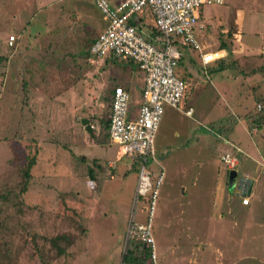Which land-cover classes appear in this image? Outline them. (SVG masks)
<instances>
[{
	"label": "rangeland",
	"instance_id": "1",
	"mask_svg": "<svg viewBox=\"0 0 264 264\" xmlns=\"http://www.w3.org/2000/svg\"><path fill=\"white\" fill-rule=\"evenodd\" d=\"M202 11L198 31L204 50L229 40L231 52L222 69L217 64L198 69L196 51L186 64L193 78L182 106L201 111L193 119L204 121L210 134L199 153L205 162L200 168L187 163L164 168L151 230L157 260L264 264V162L261 168L255 161L257 152L264 154V123L248 127L254 113L264 116V52L238 46L243 39L260 49L262 34L250 32L246 18L264 13V0H222ZM139 19L149 25L151 13ZM103 25L93 0H0V38L14 37L0 47V264H120L132 212L134 220L143 219L136 214L141 204L132 201L137 162L120 155L100 125L109 114L112 86L123 84L117 75L128 74L121 62L88 60L89 38ZM247 33L254 36L251 42ZM179 120L164 111L155 146ZM245 133L251 159L239 155L228 184L220 155L231 151L230 143L222 151L216 147L223 138ZM23 144L27 155H35L26 178ZM246 172L258 177L245 205L235 187ZM54 236L61 254L50 241Z\"/></svg>",
	"mask_w": 264,
	"mask_h": 264
},
{
	"label": "built area",
	"instance_id": "2",
	"mask_svg": "<svg viewBox=\"0 0 264 264\" xmlns=\"http://www.w3.org/2000/svg\"><path fill=\"white\" fill-rule=\"evenodd\" d=\"M222 0H93L95 9L105 22L88 48V60L98 61L113 57L132 62L141 71L143 86L135 114L129 111V95L116 84L110 94L107 135L112 144L122 150L120 155L138 156L140 162L133 189V206L141 204V221L134 220L132 212L125 228V246L135 243L146 250L145 264H158L155 241L152 235V218L158 189L163 178L161 169L154 171L148 161L154 158L153 137L164 104L190 116L192 109L182 102L187 82L177 73L181 55L178 44L195 50L201 67L224 56L223 48L204 50L197 36L202 27L199 15L206 5H219ZM151 13V23H142L139 17ZM138 20L142 29L130 20ZM14 37L7 36L10 45ZM260 108V105H256ZM220 155L224 166L230 170L237 163V153ZM227 170V171H228ZM247 204L246 197L241 198ZM120 264H129L120 261Z\"/></svg>",
	"mask_w": 264,
	"mask_h": 264
},
{
	"label": "crops",
	"instance_id": "3",
	"mask_svg": "<svg viewBox=\"0 0 264 264\" xmlns=\"http://www.w3.org/2000/svg\"><path fill=\"white\" fill-rule=\"evenodd\" d=\"M238 11H241V10H237V12ZM202 16L203 17L206 16L203 11H202V14L200 15V18H202ZM236 16H238V14H236ZM101 21H103V20L101 19ZM246 21H247L248 28H249L250 32H251V30H254V31L260 32L262 34V36H261L262 42L258 43V46H260V49H258L256 47L253 49V45H247L245 42H243V39H242V41H239L240 37L238 39V41H239L238 46H240L242 49H244L246 47L251 48L250 49L251 53H254L252 50H256V51L259 50V51L264 52V13H259L258 11H253V13L251 15L247 16ZM103 27H104V25H103ZM103 27L99 31H97V34H98V32H100L103 29ZM200 32L201 31L197 32L198 38H199ZM247 35H248V38L251 42V39L254 38V36L252 34H249V33H247ZM95 36L90 37L89 41L91 42L95 38ZM233 36L236 37L237 34L233 33ZM1 46L2 47H4V46L8 47L9 46L7 43L6 37L0 38V47ZM0 51H2L1 48H0ZM4 51L6 53L8 51V48ZM230 51H231V49H230ZM224 56H225V53H224ZM194 57H195L196 63L199 64L198 63V57H196L195 55H194ZM99 61L107 62V63L118 61V62H121L122 65H124L127 68L128 74L125 76H122L119 74V75H117L116 79L123 81V84H122L123 86L122 85L121 86L124 88V90L129 95V111H130L131 115H134L136 108L140 102V91H141L142 86H143V76H142L141 71H139L133 63H131V62L129 63V61L120 60V59L113 58V57H105L104 59H101ZM212 65H213V63H210L206 66L207 67L209 66V68H210ZM206 66H205V71H207L209 69V68L206 69ZM210 70H212V67L210 68ZM194 73L196 75L197 72L195 71ZM210 75L211 74H209V77H210ZM188 86H189V84L187 82V88H188ZM184 100H185V97H184L183 101ZM184 107H185V102H184ZM186 107H190L192 109V113L190 116H186V115L182 114L181 112L177 111L176 109H174V108H172L166 104H164L162 107V114L166 110L173 111V114L175 116H177L180 120L177 122V124L174 123L171 126L170 131H169L166 139H163L164 141L165 140L168 141L167 145H164L165 144L164 141L159 145H156V146L154 145L155 133L158 129L159 123H158L157 129L154 133L153 148H154V158L155 159L152 161V163L155 165L156 171L159 169H161L163 171V178H162L160 187H162L164 180H165L164 176L166 173V169H164V168H170L172 165L174 166L175 164L180 166V168H181V166L182 167L184 166V163L185 164L187 163L189 168H193L194 166H197V168H200L201 163L203 162V161H201V157H200L199 153L201 150H203L202 149L203 143H204V141H206V137H207V134L209 133V130L207 129V127H204V128L202 127V125H204L203 123H205L204 121H202V120L198 121L195 118L193 119L194 113H197L198 117L201 118V116L203 115L201 113V111H199V112L195 111V107L190 105V104H188ZM161 117H162V115H161ZM161 117H160V120H161ZM190 119H193V120L191 121ZM160 120H159V122H160ZM213 135L217 136V134L215 132ZM245 137H247L246 133L243 135L232 134V138L229 140L223 138L222 140L224 143L218 142L217 147L215 146L216 150L222 151L223 149H222L221 145L225 146L228 144L227 142H229L230 143L229 147L231 150L233 148H238L240 150V152L237 153V163H238L239 155H244V156L251 159V153H250L251 146H249V145L245 146L243 143V140L245 139ZM248 138H251V136H248ZM129 158H131V157H129ZM263 158H264V154L262 156L259 152H257L256 159H258V160H255V161H258L257 163H259V165L256 162H255V165H258L259 167H261L259 161L264 162ZM203 163H205V162H203ZM235 166H234V168H235ZM223 167L226 168L225 166H223ZM201 168H206V167L202 166ZM241 176L246 178L245 180H250V184L248 181L242 182L239 187L238 186L235 187V193L236 194L239 193L241 195V197H243V196L246 197V196H249L252 191H254L255 185H256L255 178H257L258 175L252 177L249 172H246V173H243ZM226 182H227V179H226ZM249 186H250V188L247 191V188ZM158 206H159V201L157 199L154 210H157ZM140 213H142V212L139 208V210L137 211L136 214L140 215Z\"/></svg>",
	"mask_w": 264,
	"mask_h": 264
},
{
	"label": "trees",
	"instance_id": "4",
	"mask_svg": "<svg viewBox=\"0 0 264 264\" xmlns=\"http://www.w3.org/2000/svg\"><path fill=\"white\" fill-rule=\"evenodd\" d=\"M200 16V15H199ZM141 20V19H140ZM130 22L131 23H133V24H137L138 25V27L140 28V29H142V24L141 23H139L138 24V20H135L134 18H132L131 20H130ZM143 23V22H142ZM228 38L227 39H229L230 38V33L228 32ZM96 37V36H95ZM94 40V39H93ZM92 40V41H93ZM91 41V42H92ZM91 42L89 43V45H88V47H87V55H89V53H88V48H89V46H90V44H91ZM11 45V44H10ZM218 47L219 48H223V50L225 51V56H223V57H221V58H219V59H216V60H214L213 62H211V63H213V64H217L219 67H217L218 69H222L224 66H223V63H224V60L226 59V57L228 56V54L231 52L230 51V45H229V40H227V41H225V40H220L219 41V44H218ZM178 49L180 50V52H181V55H180V57H179V59H178V66H181L180 67V69H181V71L180 70H177V73L179 74V76L182 78V79H184L186 82H188V80L190 79V78H193V75H192V66H189L188 68H187V66H186V64H188L190 61H191V58H192V54H194L195 53V50H193V49H191L190 47H188V46H185V45H182V44H178ZM189 56V57H188ZM191 57V58H190ZM129 63H130V61H129ZM132 63V62H131ZM198 63H199V59H198ZM198 65V69L201 67V65H200V63L199 64H197ZM206 69H207V66H206ZM116 85V84H115ZM115 85H113L112 86V88L115 86ZM23 88V87H22ZM112 88H111V90H110V94H111V91H112ZM25 88H23L22 90H23V92L24 93H26L25 92V90H24ZM186 91V90H185ZM24 97H25V95H24ZM109 105H110V96H109ZM260 109V108H259ZM254 115H255V117L254 118H252V120H251V123H250V126H248L249 127V129L251 128V126L254 124H262V123H264V116H261V117H259V115H258V112H256V113H254ZM109 118L107 117L106 119H104V120H102L101 122H100V125H101V127L103 128V129H106V134H105V137L107 136L108 137V135H107V129H108V120ZM260 122V123H259ZM256 126V125H255ZM13 148V147H12ZM15 148V147H14ZM14 148H13V152L15 153V152H17L16 151V149L14 150ZM22 149H23V151H24V159H25V167H24V170H23V177L24 178H26V177H28V175H29V169L32 167V165H34V162H35V155L32 153L30 156L29 155H27V147L23 144L22 145ZM81 160H82V157H79ZM133 160H135L136 162H137V164H136V166L135 165H132L133 167H135L136 168V170H137V168H138V165H139V162H140V158L138 157V156H134V157H131ZM131 159V160H132ZM93 165H95V163H93ZM134 168V169H135ZM88 176H90V177H92V173H91V169H88ZM90 181H92L93 182V180H90ZM24 184V183H23ZM57 239H59V237H53V238H51L50 239V241L52 242V245L54 246V247H56V249H57V253L58 254H61L62 252H63V250L58 246V243H57ZM146 256H147V254H146V250L142 247V246H139V245H137V244H135V243H129V242H127V244H126V246H125V248H124V251H123V253H122V261L123 262H125V263H129V264H145V261H146Z\"/></svg>",
	"mask_w": 264,
	"mask_h": 264
},
{
	"label": "water",
	"instance_id": "5",
	"mask_svg": "<svg viewBox=\"0 0 264 264\" xmlns=\"http://www.w3.org/2000/svg\"><path fill=\"white\" fill-rule=\"evenodd\" d=\"M80 123L84 126V130L89 134V136H93L92 135V130H91V128L92 127H90L88 124H87V119H85V118H81L80 119ZM236 176V171L234 170V169H230V170H228V172H227V183L228 184H230L233 180H234V177ZM246 178H244V177H240L239 179H238V187L240 186V184L242 183V182H244V181H248L249 182V184H250V180H245ZM249 188H250V186L247 188V191L249 190Z\"/></svg>",
	"mask_w": 264,
	"mask_h": 264
}]
</instances>
